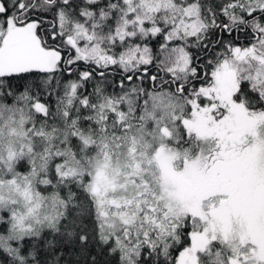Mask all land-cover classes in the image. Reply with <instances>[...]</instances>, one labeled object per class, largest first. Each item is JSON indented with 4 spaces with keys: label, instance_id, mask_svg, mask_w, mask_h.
<instances>
[{
    "label": "snow or ice",
    "instance_id": "obj_1",
    "mask_svg": "<svg viewBox=\"0 0 264 264\" xmlns=\"http://www.w3.org/2000/svg\"><path fill=\"white\" fill-rule=\"evenodd\" d=\"M0 264H264V0H0Z\"/></svg>",
    "mask_w": 264,
    "mask_h": 264
}]
</instances>
